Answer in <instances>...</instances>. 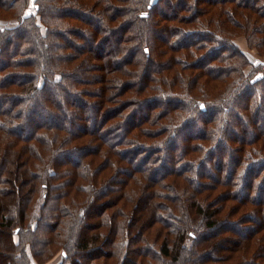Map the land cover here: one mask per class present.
<instances>
[{
    "label": "trees",
    "instance_id": "1",
    "mask_svg": "<svg viewBox=\"0 0 264 264\" xmlns=\"http://www.w3.org/2000/svg\"><path fill=\"white\" fill-rule=\"evenodd\" d=\"M80 1L81 6L77 0H0V97L15 93L13 104L0 112L4 136L0 138V264L45 263L59 249L64 255L60 264H83L84 256L98 253V245L108 244L114 232L113 243L122 246L118 264H137L142 256H151L137 247L127 255L129 225L136 220L139 199L145 204L137 224L140 219L150 226L154 220L162 221L157 227L163 239L156 257L161 264H202L197 261L209 253L210 241L218 240L214 233L203 234L215 229L220 219L218 209L207 205L209 200L223 202L246 183L243 203L236 207L251 202L253 212L264 213V187L259 185L264 176V0H122L119 5L113 4L117 0H91L90 5ZM13 20L15 26L1 25ZM240 34H245L248 48L256 49L254 60L235 43ZM58 36L71 44L59 43ZM8 49L15 53L7 55ZM123 54L117 65L115 55ZM11 67H22L25 73L10 77ZM91 67L101 73L93 75L91 83L96 90L92 97L97 98L88 101L75 90L84 89L88 81L80 76ZM136 103L147 110L140 114ZM33 110L45 114L30 127ZM87 110L93 112L89 120L80 113ZM26 113L30 115L25 117ZM197 115L202 126L196 123ZM72 119L82 120L76 130L71 129ZM93 121L99 125L88 128ZM24 126L31 132L23 133ZM249 130L250 144L243 136ZM231 132L233 166L226 169L225 157L214 155L211 148L223 147L224 136ZM149 136L160 137L148 143L145 154H138ZM179 140V153L163 159L175 162L180 157L184 163L180 170L168 171L164 179L172 180L160 191L155 190L160 183L156 174L144 172L138 179L150 191L142 190L136 197L134 210L126 209L129 203L121 208L125 220L115 231L114 219L120 213L107 215L105 210L122 199L134 177L129 162L134 158L148 162L156 148ZM86 141L92 145L88 153L80 146ZM71 148L79 159L70 154ZM19 157L21 166L37 158L36 184L43 189L38 196H32V188L21 192L10 177L18 173L10 168H17ZM69 157L73 164L68 165ZM212 163L224 175L213 178L221 187L219 195L212 189L219 187L208 180L201 185L193 179L209 178L205 169ZM118 168L125 171V178H117ZM21 176L20 181L30 183ZM175 177L183 179L181 188L189 193L183 197L189 201L177 208L176 197L166 192L180 187ZM258 191L261 196L255 203L252 194ZM157 199L165 202L162 210L152 202ZM160 211L165 217L159 216ZM97 217L109 229L103 231L94 222ZM171 218L177 222L167 230ZM243 220L239 216L233 222L240 225ZM259 227L258 261L264 257V223ZM222 239L230 246L237 242L230 235ZM252 244L248 240L247 245ZM230 246H225L229 254L221 256L227 263L239 257V248Z\"/></svg>",
    "mask_w": 264,
    "mask_h": 264
},
{
    "label": "rangeland",
    "instance_id": "2",
    "mask_svg": "<svg viewBox=\"0 0 264 264\" xmlns=\"http://www.w3.org/2000/svg\"><path fill=\"white\" fill-rule=\"evenodd\" d=\"M78 1L80 2V6H81L82 1L77 0V2ZM86 2H88L87 5H90L91 0H87ZM121 2H123V1L122 0H117L113 4L119 5ZM126 6H127V4L124 5V7H126ZM85 10H88V9H84V11ZM80 15H83V14L80 13ZM74 17L80 18L79 15L78 16H74ZM14 24L16 25L17 23L13 20V21H9V22H6V23H2L1 25L2 26H11V25H14ZM59 28H61V27H59ZM65 33H67V31H65ZM143 34H144V31H143ZM58 37H59L58 38L59 39V43L61 42V44H66V43L71 44V40L70 39L67 38V41L64 42L65 41L64 38H62L61 36H58ZM65 37H67V35H65ZM113 39H115V38H113ZM234 40H235V43L239 46V48L242 49L243 51H245L248 54V56H249V58L251 60H254L255 58H257L258 55H257L256 49L248 48L247 38H246L245 34H240V35L236 36L234 38ZM14 53H15V51L13 49L12 50L8 49V51H7V55H12ZM7 55L4 56L3 58L8 57ZM125 55L126 54H123V55L119 56V58H117V56L115 55L116 58H115L114 61L116 62L117 65L120 64L121 59ZM0 59H2V58H0ZM86 67H88V66H85L84 68H86ZM9 69H10V71L7 72V73H9L10 77H13L15 79L21 77L20 75L22 73L23 74L25 73L24 72L25 70H23L22 67H15V68L11 67ZM90 69L91 70L89 72H85L86 69H84L82 71L83 75L80 76L81 78L83 77L84 79H86L88 81L87 83L84 84V89L75 90L76 92L79 91V93L82 94V98L84 100H88V101H90V100L92 101V100H95L97 98V97L96 98L92 97L93 93L96 90L91 85V83H92V81H94L93 75H97V74L101 73V70L98 69L97 67H91ZM109 70L112 71V68L109 69ZM112 87H115V86H112ZM112 87L110 88L111 92H115L116 88H112ZM88 93H90L91 95L89 96ZM13 94H15V93H11V94L4 95V96L0 97V112L4 111L7 108L6 106H10L11 104H13V102L10 103V101H12V99H14L12 96H15V95H13ZM159 96H160V94H159ZM159 102H160V105L163 104V102H164L163 96H162V98L160 97ZM114 103H116V100H113L112 104H114ZM141 105H142L141 103H138V104L136 103L135 104V108H136L137 111H139L140 114L144 113V109H145V111L147 110V106H143V105L141 106ZM39 109H40V107H39ZM33 111H34V113H31L32 114V116H31L32 120L29 123L30 127H34L37 124V122L40 120L39 117L42 114H45L44 111H42V110H39V112L41 111L39 115H36V111L35 110H33ZM90 112H92V111L91 110H87L86 113H82V112H80V113L83 115L84 118L87 117L85 119L89 120V118H90L89 115L91 114ZM240 112H241V110H240ZM188 114H190V113H188ZM29 115H28V113H26L25 117L26 116L28 117ZM159 119H162V121H166L167 120V119H164V118H159ZM195 120H196V123H198V126L199 125L200 126L203 125V119L201 117H199L198 115L196 116ZM81 122H82V120H80V119H72L71 129L76 130L77 129V124L81 123ZM89 125H88V128H90L92 125H95V126L99 125V121H93V123H91ZM30 127H28V126L25 127L24 126L22 132L23 133H27L29 131V133H30L31 132ZM149 129L151 130V129H154V128L149 125ZM156 129H158V128H156ZM239 129L240 128H237V129H235V131L239 132L238 131ZM258 130L255 131V133L258 132ZM259 131H261V130H259ZM2 134L3 133L0 130V138L1 137L4 138V136ZM101 134H102V132H101ZM104 135H105V133H104ZM108 135L109 134L105 135V137H107ZM164 135H165V133H164ZM243 136L247 139V141L250 144V142L252 140V131H250V130L249 131H244ZM159 137L160 136H158V137H151V136L145 137L144 138L145 146L141 150V152L137 149L138 150L137 153L138 154H145L146 150H144V149H145V147L149 146L148 143L152 144V143L156 142L157 139H154V138H159ZM110 139L113 140V138H110ZM233 139H234V133L231 132L228 135H226V137L224 136V138H223L224 142L223 143L225 145H223V147L217 146L216 148H214V147L211 148V151L214 152V155L222 154L225 157V161L223 162V165H224V167L226 169H230L233 166L232 165V160H231V154L234 153V147L233 146H235L234 145L235 143H234ZM196 143H197L196 141H193V144H196ZM181 145H182V143L180 142V140L177 141V142L174 141L173 143H171L170 147H166L164 149L156 148L155 149V151H157L156 155L153 154L152 159L150 161H148V162H143L141 159H135V158L132 161L129 162V168H131L134 171V177H132V180H130L129 186L126 189V191L123 190V194L121 196L122 199L121 200L119 199L120 202L118 201L117 204H114V206H112V207L110 206L107 210H105V213L107 215L111 214L112 212L120 213V216L115 217V219H114V223H115V226H116L115 231H117L119 223L121 221H123V219L125 218V215L123 217V214H121L122 213L121 212L122 211L121 208H124L125 205H127L129 203V206L126 209H128V210L129 209L130 210L133 209L134 210V205L136 203V197L138 195H140L142 190H143L144 194L147 193V191L148 192L150 191V190L147 189V187H145L143 189L142 188V184H141V182L138 179L139 177L143 176L144 172H150L152 170L153 173L156 174L155 178L160 181V183H158V185L155 188L156 191H157V188H159V187L160 188L158 189V191H160L162 188L166 189L167 185L169 184L167 181H171L172 180L171 176H169V178H167L166 180L164 179L165 177H167L166 175L168 174V171H170V170L178 171V170H180V166H182L184 163H182V159H180V157H178L175 160V162H173V161L172 162H168L167 160L169 158L168 159H163V158H165L166 156L169 157L170 155H174V154L179 153ZM80 146H84L82 148L83 151L88 149L87 153L89 152V150H91V147H92V145L88 144L87 141H86V143L84 142V143L80 144ZM70 154H73L72 156L75 157L74 159H76V158L79 159L80 158L78 152H76L74 148L72 149V152ZM70 154L67 153V155H70ZM199 155H201V154H199ZM0 156H2V151L1 150H0ZM28 159L30 161H32L31 158H28ZM161 159H162V161H161ZM17 160L19 162L17 164V168H16V166L12 165L10 170L13 171V172L16 170L18 173L15 174V175L11 174L12 176H10V177H12V178L14 177L15 180L17 181V183L20 184L21 192H22V190H29L30 188H32L33 190L35 189L34 193L32 194V196L33 195H34L33 197L38 196L39 192L43 191V189L41 188V185L39 183L36 184L39 181L38 180L39 173L35 172L37 167H38L37 158L35 157V160H33L31 162L32 164H30L29 166L28 165L21 166L23 164L21 157H19V159H17ZM68 160L70 161V162H67L68 165L69 164H73L74 160L71 157H69ZM162 163H164V164H162ZM205 170H207L205 172V174L209 178H202L203 179L202 180L201 177L199 176L197 181H196L195 178H193L194 181H195V184L197 182L198 184L203 185V182H205L204 180H208L211 185H215L216 187H219V188H212L214 192L216 191L218 193L221 190V187L219 186L218 183H215L213 181V178H215L216 175L218 174V177H220V179H222V178L224 179L223 173L221 174V171L217 172V169L215 167V163H212L209 166L206 165V169ZM124 172L125 171H123V172L119 171V168H118L117 178L118 179L125 178L127 175ZM208 173L211 174L212 176L207 175ZM6 174H8V173H6ZM21 175H23V177H25L27 181H30V183L25 184L22 181H20V179L22 178ZM33 176H35V177L33 178ZM173 179L174 180L175 179L178 180V185L180 187H176L173 190H167L166 192L170 193L172 196L176 197L174 199H176V203L175 204H176V208H177L178 204L179 205L180 204L183 205L187 201H189L186 198H183L185 196H188L189 193L187 192L188 189L184 190V191L182 190L181 187L183 186V182L184 181H183V179H181V177H175ZM256 180H257V178H256ZM260 184L263 185V187H264V176L261 177V180L259 181V185ZM5 186L11 187V185L8 184L7 182L5 183ZM242 190H243V192H242ZM61 191L64 192L65 188H62ZM244 191H247L246 183H244V185L242 187H240V189L238 190V192H237V194L235 196L230 195L228 197H223V202L221 200H219L220 198H218L216 201H210L209 200V203L207 205L210 208H217L218 209V213H219L220 219H219V223H218L217 227H215V229H211L209 231H203V234L208 235L209 233L210 234L214 233V236L216 238H218V240L220 239L221 241H220V243H218L219 242L218 240L215 242L212 239V241H210L209 244H210V246L213 245V247L211 248L209 246V248H207L209 253L207 254V256L206 255L202 256V258H200L197 261L198 263L200 262L202 264H260L261 262H264V257L263 256H262V259L259 260V261L257 259H255L256 253L258 255L259 254L258 252L261 250L260 246H258V242L260 240L259 236L262 234V229H261L262 227H259V226H260V224L264 223V213L257 214L255 212H253V207L254 206L252 207L251 202H244L246 204H245V206L242 205V208L239 207V209H238L236 207V206H240L243 203V201L241 199L244 196ZM258 193H259V191L257 192V195H255V193L252 194L253 197H254V202L255 203L258 201L259 197L261 196V195L259 196ZM205 195L206 194L203 191L202 192V196L204 197ZM218 195H219V193H218ZM16 199H17V196H16ZM100 202H102V200L98 201L97 203H100ZM152 202L153 203L157 202L158 209H160V210H162L164 208L163 206H165V205H163V203L165 204V202L163 201L161 203V202L158 201V199L156 201H152ZM201 203H203V201ZM34 204H33V209H34ZM144 204H145V201L144 200L141 201L139 199V206L138 207H140V209L144 208ZM157 205H155V206L157 207ZM14 206H15V204L12 205L11 207H14ZM231 207L234 208V210H233V212L231 211L232 213H229L228 210H230ZM140 209H136L135 208V211H136L137 214H136V220L133 223L134 226L133 225H129V232H128L129 241H128V246H127V249H128L127 250V255L130 252V250L133 251V248L137 247V248H140L141 250L144 249L147 254H151V256H149L150 258L147 257L146 255L142 256V259L137 264H161V261H159L157 258H159L158 252L160 251V247H161L160 244L162 243V239L163 238L160 239V236H158V235H161V237H162V234L158 233L157 227L160 226V224H162V221H161L160 218L157 219V221L154 220L151 223L155 222V224L153 226H150L151 224H148L147 221L145 222V220L142 221L140 219L139 223L137 224L138 217L144 213V211H143L144 209L141 210V211H140ZM243 212H245V213H243ZM159 216H162V217L164 216L163 214H161V211H160V215ZM239 216H242V218H244V220H243L244 222L243 223H239L240 225H236L235 222H233V220H237ZM167 219H168V217H167ZM230 219H232V220H230ZM94 222L97 225H102L101 228L103 229V231H106V229H109V227H110L108 224H103V219L100 218V217L99 218L97 217L94 220ZM175 222H177V221L175 219H173V218L167 220V223H168L166 225L167 226V230L171 229V226L173 224H175ZM139 225H141L140 228H139ZM237 226L239 227V229H234V227H237ZM138 229H139V231H138ZM258 229H261L260 230L261 231L260 234H257V230ZM53 230H54V228H53ZM143 230H145L146 232L144 231L145 232L144 233ZM149 231L152 234H150ZM225 232L227 234H225ZM229 235H230V237H233L235 239V241H237L235 243H231V246H230L229 243L223 242L224 240L222 239L223 236L226 237V236H229ZM119 236H121V234H117V238H119ZM248 237L250 239H248ZM115 238H116V234L114 232L113 237L109 241L108 244H99L98 245V247H97V249L99 248L98 253L97 252H95V253L94 252H89L87 254L92 253V255L90 254V255L84 256V258H85L84 260L81 258L82 261H83V264H103L104 261H106V263H104V264H118L119 257L121 256V247L122 246L121 245L119 246L117 244L118 247L116 248L115 244L113 243V241H115ZM125 238H127V237L125 236ZM248 240H250L253 244L248 246L247 245ZM225 246H230V247H232V249L239 248V250H238L239 257H236L233 261H231L229 263H227L228 262L227 259L226 260L221 259V256L226 255V253H227V255L229 254L226 251L227 248ZM0 249L1 250L3 249V247L1 245H0ZM53 253H54V256L52 258H50L51 260L49 259L47 262L40 263V264H60V263H62L64 255L61 253L60 249H59V251L58 250L53 251ZM231 253H233V252H231ZM149 259H150V262H149ZM261 264H263V263H261Z\"/></svg>",
    "mask_w": 264,
    "mask_h": 264
}]
</instances>
